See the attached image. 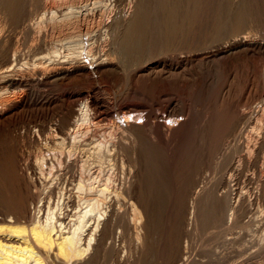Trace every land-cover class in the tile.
Here are the masks:
<instances>
[{
  "label": "bare ground",
  "instance_id": "obj_1",
  "mask_svg": "<svg viewBox=\"0 0 264 264\" xmlns=\"http://www.w3.org/2000/svg\"><path fill=\"white\" fill-rule=\"evenodd\" d=\"M53 1L0 0V84L62 98L29 123L26 148L0 138V264H107L116 226L134 221L116 264L264 255V69L258 91L234 65L264 58V33L246 30L264 0ZM19 38L41 50L31 63ZM163 174H183L174 202ZM165 197L186 236L213 230L203 253L178 222L163 237Z\"/></svg>",
  "mask_w": 264,
  "mask_h": 264
},
{
  "label": "rangeland",
  "instance_id": "obj_2",
  "mask_svg": "<svg viewBox=\"0 0 264 264\" xmlns=\"http://www.w3.org/2000/svg\"><path fill=\"white\" fill-rule=\"evenodd\" d=\"M52 2L53 0H48V2ZM256 1V3H257V1L258 0H255ZM51 2H50V4H51ZM54 2V1H53ZM52 2V3H53ZM40 4V3H39ZM39 8V7H38ZM37 8V9H38ZM208 13V12H207ZM259 14H261L259 17H256V18H254V20L252 19V21H251V24L249 25V26H251L250 28H249V26L247 27V29L246 30H250L251 32H252V35L254 36V35H256L255 37L258 39L260 36H263L264 34V18L262 17V12H260ZM256 21V22H255ZM258 24V25H257ZM260 25V26H259ZM251 28H252V30H251ZM257 28V29H256ZM248 30V31H249ZM255 32V34H253ZM260 34H263V35H260ZM30 39H25V40H23V38L21 39V38H19V43L22 45V47H21V51H20V53H21V55H20V59H21V62H26V60L28 61V60H30V61H28L29 63H31V61H33V60H35V58L36 57H38V56H36V55H40V53H41V50L38 48V47H34L33 49H34V51H30L29 52V45L31 44V42L29 41ZM259 40V39H258ZM27 43V44H26ZM37 48V49H36ZM28 50V51H27ZM39 52H38V51ZM37 51V52H36ZM32 52V53H31ZM35 53H37V54H35ZM39 53V54H38ZM43 53V52H42ZM32 54H33V56H32ZM22 56V57H21ZM28 57V58H27ZM34 57V58H33ZM251 57L252 56H250V58H248L246 61H247V63H246V61L244 62L245 64H241L240 62H242V61H237V62H239V63H237V62H234L235 64L234 65H236V67L238 66V68H235L236 69V71L237 72H239V69L241 68L242 70H243V68H242V66L244 67V69H245V71L243 70H241V73L240 74H243V72L245 73V74H248V75H250L251 76V79L253 78V80H252V82L254 83V87H255V90H258V91H260V89L262 88V84L260 83V75H259V70L261 71V69H264V58H262L261 59V61H262V63H261V61H259L260 62V64H259V62H258V60L260 59L258 56H256L257 57V59H256V57L255 56H253L254 57V59L252 58L251 59ZM259 58V59H258ZM23 59V60H22ZM25 59V60H24ZM253 60H254V62H253ZM239 64V65H238ZM256 64V65H255ZM259 65H262L263 66V68H259ZM235 67V66H234ZM257 67L259 68V70L257 69ZM238 69V70H237ZM246 70L248 71V72H246ZM257 72V73H256ZM238 74V73H237ZM240 74H239V76H240ZM244 75V74H243ZM242 76V75H241ZM245 76V75H244ZM257 82V83H256ZM4 85L2 84H0V94H1V98H0V101L2 100L3 101V103L2 104H0V138H5V139H7L8 141H10L11 143H14V144H12V146H15V144H16V146L15 147H18L19 145V147H21V145L22 146H25V140L28 138V129L30 128V122L34 119V117L37 115H41V114H44V113H47V112H49L50 111V109L52 108V107H54L55 105H57L61 100H62V98H61V100H60V98H59V100L56 102V103H54V104H52L54 101H55V97H56V95L57 94H59L61 91L58 89V87H51L50 89H44V88H42L41 86H38V85H32V86H30V88L28 89V91L27 90H23V89H10V88H5L4 89ZM256 87H258L257 89H256ZM41 88V89H40ZM3 89V90H2ZM28 92V93H27ZM43 94L45 95V97H47V99H49L48 100V102H44V101H42L41 99H40V97L41 96H43ZM68 97V95H66L65 96V98H67ZM55 98V99H54ZM5 103V104H4ZM4 104V105H3ZM51 105V106H50ZM3 117H5V118H3ZM3 118V119H2ZM3 120H5V121H3ZM1 122L3 123V124H1ZM5 122V123H4ZM30 123V124H29ZM3 133V134H2ZM6 133V134H5ZM7 135V136H6ZM27 137V138H26ZM15 141H17V142H15ZM23 143V144H22ZM25 148H26V146H25ZM27 174V173H26ZM28 174H31V171L29 170L28 171ZM164 176H163V181H164V184L165 183H167V184H165V196L167 197V199H169L171 202L173 201L174 202V200H172V199H174V198H172L171 199V197H174V195L175 196H177L176 195V193H179L180 191V188H181V184H180V182H181V179H180V177L183 175V174H172V175H168V174H163ZM175 177V178H174ZM164 178H166V179H164ZM172 179V180H171ZM177 179V180H176ZM179 179H180V181H179ZM170 182H169V181ZM134 181H135V179L134 178H132V182L134 183ZM173 181V182H172ZM174 181H176V182H174ZM115 183H117V182H115ZM172 183H174V184H172ZM170 184V186H172V187H174V185H175V188H176V184H177V189L175 190V188H170V187H168L167 185H169ZM180 184V185H179ZM180 188H179V187ZM135 187L136 188H138V186H137V183H136V185H135ZM170 188V190L168 189V188ZM167 188V189H166ZM179 188V189H178ZM174 190V191H173ZM179 191V192H178ZM171 192V193H170ZM175 192V193H174ZM166 193H167V195H166ZM169 193H170V196H169ZM174 195H173V194ZM134 196V195H133ZM132 196V197H133ZM169 196V197H168ZM166 197H165V199H164V201H166L167 202V205H166V203H164L163 202V204L161 205V206H158V211L161 213H157L158 214V216L160 217V221H161V224H160V230H161V234H162V232L164 233V234H162L163 235V237L165 236V238L167 237V235H165V233H167L168 235L170 234L169 232H166V231H169V228H168V226H170V229H171V225H173V227L172 228H174L175 226H177V225H175V223L176 224H178V227L181 225V233L180 234H182V231H183V234L185 233L184 232V230H185V228H186V226H184L185 224H183V223H181V222H179L180 220L179 219H177V217H175L176 215H175V213H174V210H173V212H170L169 210H171L172 211V208H174V204L172 205V203L168 200L167 201V199H166ZM133 198H135V196L133 197ZM132 201V203H134L135 202V199L133 200H131ZM130 201V202H131ZM170 202V203H169ZM165 205L166 206H168L170 209H168V207H167V209H165L166 207H165ZM136 206H138V205H136ZM171 206H173L172 208H171ZM131 207V206H130ZM157 207V206H156ZM161 207V208H160ZM160 208V209H159ZM162 208H163V210H162ZM132 208H129V206H128V208L126 207V209H122L121 211H123V212H125V215H126V213L127 214H131V215H126V216H128L127 218H128V220H129V222L130 223H132L134 220L133 219H136V218H132V217H135L134 215L132 216V214H135L134 212L132 213V210H131ZM136 209H138V207L136 208ZM130 210V211H129ZM141 210V208L140 209H138L137 211L138 212H140V214L141 213H143L142 212V210ZM167 210V211H166ZM129 212V213H128ZM163 212H165V213H163ZM162 213H163V216H162ZM174 214L173 216L171 215V214ZM168 215V216H167ZM171 215V217H173V218H171V217H169ZM131 219H130V218ZM130 220H132V222L130 221ZM173 220V221H172ZM177 220V221H176ZM175 221V223H172V222H174ZM172 224H171V223ZM178 222V223H177ZM135 225H134V224ZM132 224H133V226H132V224H131V229L133 230V228H134V230L133 231H130L129 230V232H126L128 235H126V233H125V231H124V229H122V227H119V226H116V229H115V232H116V234H115V237H114V234H113V238H114V240H113V245H114V247L116 246V249L117 250H119L118 251V254H117V258L118 259H122L123 258V256L124 255H122V254H125V255H127L128 254V252L130 253H132V251H133V249H132V247L134 246V243L132 242V241H134V239H132V238H135V229L137 230V228H135V227H137V225H136V221H134ZM166 223V224H165ZM170 223V224H169ZM183 225V226H182ZM177 227V228H178ZM185 227V228H184ZM119 230H118V229ZM176 228V227H175ZM165 229V230H164ZM117 230V231H116ZM123 232H122V231ZM172 230V229H171ZM171 230H170V232H171ZM179 230V229H178ZM198 230V232H196ZM201 230V231H200ZM212 230V229H211ZM211 230L210 229H208V230H206V232L207 233H205V231H202V229L200 228V227H198V229H196L195 231H190L189 232V234H188V236H189V238H187L188 236H186V234H182L183 235V241L184 240H186L187 241V239H190L191 238V240H193V241H191V240H189L190 242H192V243H189V244H193V245H190V247L192 246V251H193V253L195 254V253H203V249L204 248H206L205 247V244L206 243H208L209 241V243H208V245L210 244L211 245V240H209L210 238V233H208V232H211ZM120 231V232H119ZM213 231V230H212ZM216 231V230H215ZM114 232V233H115ZM118 232V233H117ZM131 232V233H130ZM132 232H133V234H132ZM202 232H203V235H202ZM121 233H124L125 234V236L127 237H125L124 236V234L122 235ZM131 235H130V234ZM191 233H198V234H192V237H191ZM118 234H120V236H122V237H120ZM207 234V235H206ZM117 235V236H116ZM134 237H133V236ZM124 236V237H123ZM194 236V237H193ZM201 236H204L205 238H206V236H209L208 238H206V239H204V237L202 238ZM128 237L130 238V239H128ZM199 237H200V240H199ZM115 238H116V240H115ZM122 239V240H121ZM123 239H125L126 241H124ZM128 239V240H127ZM132 239V240H131ZM136 239V238H135ZM119 240V241H118ZM197 240V241H196ZM204 242L203 243V246H202V243H200V242H202V241ZM207 240H209L208 242H205V241H207ZM122 241V242H121ZM132 243H131V242ZM200 241V242H199ZM108 242H110L109 240H108ZM123 242H124V244H123ZM135 242V241H134ZM197 242V243H196ZM117 243V244H116ZM130 243V244H129ZM195 243L197 244L196 246H195ZM122 245L123 246V248H121L120 247V245ZM130 247H128V246ZM131 245V246H130ZM207 245V244H206ZM208 245H207V247H208ZM193 246L194 247H196V248H193ZM200 246H201V249H200ZM117 247H119V249L117 248ZM126 247H127V249H126ZM203 247V248H202ZM132 249V250H129V249ZM134 248V247H133ZM194 249H195V251H194ZM199 249V251H201V252H199V251H197L196 252V250H198ZM122 251H124V253H122ZM126 251V252H125ZM225 252V251H224ZM223 252V253H224ZM120 253V254H119ZM134 253V252H133ZM222 253V254H223ZM118 255H119V257H118ZM133 255V254H132ZM122 256V257H121ZM134 256H136V254H134ZM260 257V258H259ZM264 255H260V256H257V257H254V259L252 260V264H254V262H255V264H261V262H262V264H264ZM259 258V259H258ZM263 258V259H262ZM111 259V260H110ZM108 261H110L109 263H107V264H116V263H118L119 262V260L117 261L116 260V257L115 258H110ZM131 259H133V258H131ZM256 259H257V261H256ZM113 260V261H112ZM114 260H116V261H114ZM255 260V261H254ZM260 260V261H259ZM262 260V261H261ZM254 261V262H253ZM112 262H114V263H112ZM257 262V263H256Z\"/></svg>",
  "mask_w": 264,
  "mask_h": 264
}]
</instances>
